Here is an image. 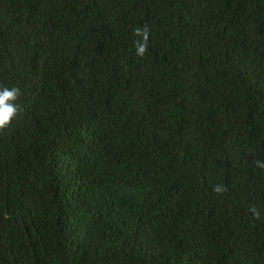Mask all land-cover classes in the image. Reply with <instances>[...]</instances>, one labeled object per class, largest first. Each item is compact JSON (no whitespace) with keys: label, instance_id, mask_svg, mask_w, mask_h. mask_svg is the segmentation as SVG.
<instances>
[{"label":"trees","instance_id":"1","mask_svg":"<svg viewBox=\"0 0 264 264\" xmlns=\"http://www.w3.org/2000/svg\"><path fill=\"white\" fill-rule=\"evenodd\" d=\"M0 86V264H264V0H0Z\"/></svg>","mask_w":264,"mask_h":264},{"label":"clouds","instance_id":"2","mask_svg":"<svg viewBox=\"0 0 264 264\" xmlns=\"http://www.w3.org/2000/svg\"><path fill=\"white\" fill-rule=\"evenodd\" d=\"M134 36L138 37L134 41L136 55L143 57L148 51V40L150 29L147 25L134 29ZM22 95L19 87L0 86V133L5 132L12 126V122L17 118L21 111V106L17 103ZM258 167L264 169V162L256 161ZM225 189L217 185L214 187L216 193H222ZM254 217L259 218V213L255 208L250 209Z\"/></svg>","mask_w":264,"mask_h":264}]
</instances>
